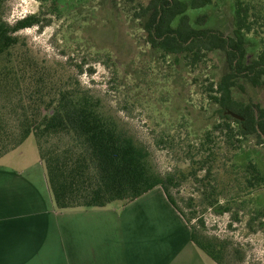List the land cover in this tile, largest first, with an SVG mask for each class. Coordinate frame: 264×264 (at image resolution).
Listing matches in <instances>:
<instances>
[{"label":"rangeland","instance_id":"rangeland-1","mask_svg":"<svg viewBox=\"0 0 264 264\" xmlns=\"http://www.w3.org/2000/svg\"><path fill=\"white\" fill-rule=\"evenodd\" d=\"M1 1L3 19L10 26L32 15L40 20L15 34L29 62L44 73L79 83L82 91L100 102L118 131L146 151L156 173L181 179L170 192L187 217L195 213L191 224L213 242L221 262L264 264V209L245 188L247 174L238 167L253 160L264 171V145L254 139L241 149L224 146L219 152L222 144H211L219 155L211 163V174L205 177L209 164L200 166L209 152L201 144L218 119L207 80L219 81L229 70L224 56L210 53L208 63L195 72L183 60L174 64L173 58L162 59L150 49L142 21L135 17L136 7L150 0ZM214 1L219 3L218 31L231 35L232 0ZM253 4L264 10V0ZM257 28L264 37V27ZM239 82L243 88L236 89L235 96L264 107V87ZM24 148L39 154L34 137ZM235 152L240 156L234 157ZM208 196L217 197L228 211L207 208Z\"/></svg>","mask_w":264,"mask_h":264},{"label":"trees","instance_id":"trees-1","mask_svg":"<svg viewBox=\"0 0 264 264\" xmlns=\"http://www.w3.org/2000/svg\"><path fill=\"white\" fill-rule=\"evenodd\" d=\"M2 8L0 0V158L34 137L59 210L130 203L160 187L191 228L192 241L223 264L213 242L191 224L195 213L187 217L170 192L181 179L156 173L146 151L118 131L103 114L100 102L82 91L79 83L44 73L29 62V55L21 54L20 38L15 34L40 20L32 15L10 26L3 19ZM218 8L214 0H150L145 6L139 4L135 14L142 21L150 49L162 59L173 58L174 64L183 60L195 72L200 64L208 63L210 53L224 56L229 70L219 81L207 80L218 119L206 133V143L201 144L209 150L200 163L201 167L209 164L205 177L219 156L210 149L211 144H222L219 152L224 146L241 149L254 139L264 145V107L235 96L236 89L243 88L241 79L254 88L264 87V37L257 28L264 27V10L256 8L253 0H232L233 30L225 36L217 28ZM13 60L15 65H11ZM233 155L240 156L237 152ZM238 167L247 174L245 188L264 209V198H260L264 197V171L253 160ZM209 187L216 191L215 186ZM205 202L218 213L228 211L217 197L208 196Z\"/></svg>","mask_w":264,"mask_h":264},{"label":"crops","instance_id":"crops-1","mask_svg":"<svg viewBox=\"0 0 264 264\" xmlns=\"http://www.w3.org/2000/svg\"><path fill=\"white\" fill-rule=\"evenodd\" d=\"M26 142L0 158V264H218L160 187L130 203L59 210Z\"/></svg>","mask_w":264,"mask_h":264},{"label":"water","instance_id":"water-1","mask_svg":"<svg viewBox=\"0 0 264 264\" xmlns=\"http://www.w3.org/2000/svg\"><path fill=\"white\" fill-rule=\"evenodd\" d=\"M228 114H230L231 116H233V117H235V118H237V119H241L242 120V118L240 117V116H238L237 114H235V113H233V112H228Z\"/></svg>","mask_w":264,"mask_h":264}]
</instances>
